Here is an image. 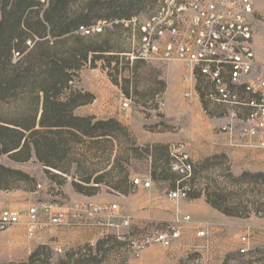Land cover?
Returning <instances> with one entry per match:
<instances>
[{
    "label": "rangeland",
    "instance_id": "1",
    "mask_svg": "<svg viewBox=\"0 0 264 264\" xmlns=\"http://www.w3.org/2000/svg\"><path fill=\"white\" fill-rule=\"evenodd\" d=\"M108 1L69 0L67 14L75 18L90 7L100 9ZM159 2L133 0L131 21H138L128 26L125 23L113 26L110 22L101 32L85 34L80 28L74 33L75 36H86L84 45L91 50L107 45L118 52L115 56L105 54L94 60V54L90 53L89 61L75 77L74 87L90 93L93 99L76 113L94 116L97 120L115 118L127 132L119 133L111 149L118 160L111 166L93 168H107V173L104 174L105 184L92 197L77 193L72 178L65 180L58 173H47L35 157L22 163L7 155L0 156L1 166L17 172L0 170V179L4 180L0 186L13 187L10 191L0 190V213L4 209L22 213L20 224L5 230L0 228V264L27 262L29 258L7 260L21 256V245L35 243L34 240L43 233L50 236V241L38 245L32 253L41 246L46 247L41 254L51 264L71 259L83 264H138L139 257L133 252V244L173 226L180 227L182 236L171 248L154 244L145 250L156 249L155 254L167 255L171 264H264V156L220 149L204 151L198 144L204 123L218 129L230 108L210 101L207 97L209 88H199L196 80L189 77L191 70L183 64L132 60L129 55L139 46V22L146 19ZM45 9L46 6L35 8L40 14ZM256 11L255 38L261 45L259 59L264 64V0H256ZM100 20L103 21L99 19L90 28L97 26ZM80 46L77 41L67 44L77 54ZM18 59L15 56V62ZM186 92L189 97L185 96ZM125 99L131 101L129 108H123ZM161 101L165 104L163 107L159 105ZM194 139L198 140L196 148ZM86 140L81 137L74 150L79 155H72L70 159H81V154H90V151L98 155L109 152L112 145L106 139L97 145ZM181 142L191 143L186 150L195 165L192 182L196 188L195 196L205 190L206 196H213L223 208L235 213L229 216L234 219L227 225L233 232H226L224 236L228 242L212 245L206 242L208 234L206 238L198 237L196 219L180 211L182 203L189 201L168 198V192L179 179L170 170L169 148ZM242 156H245V163ZM112 166L116 170H112ZM136 177L151 180L152 185L156 181L152 195L133 188L132 179ZM138 200L147 207L135 212V201ZM86 202L117 204L118 215L129 217L130 226L120 229L98 226L80 211ZM34 205L47 206L53 212L60 209L67 217L61 225L48 227L34 240H29L26 235L27 211ZM188 215L191 221L177 223V218Z\"/></svg>",
    "mask_w": 264,
    "mask_h": 264
},
{
    "label": "trees",
    "instance_id": "2",
    "mask_svg": "<svg viewBox=\"0 0 264 264\" xmlns=\"http://www.w3.org/2000/svg\"><path fill=\"white\" fill-rule=\"evenodd\" d=\"M68 1L49 0L43 14L35 8L44 5L34 0L0 1V156L7 155L22 163L35 157L47 173H58L65 180L72 178L77 193L92 197L105 184L107 173V168H93L111 166L118 160L111 149L119 133L127 132V128L115 118L97 120L94 116L76 113L93 99L90 93L74 87L75 77L89 61L90 53L94 54V60L105 54L115 56L118 52L107 45L91 50L84 45L86 36L74 33L80 28H90L99 19L112 22L113 26L131 21L134 3L133 0H109L100 9L90 7L72 18L67 14ZM71 41L80 43L78 54L67 47ZM15 56L19 58L17 62ZM81 137L93 145L103 139L112 145L109 152L98 155L90 151V154H81V159H70L77 154L75 145L80 144ZM0 170L17 173L1 165ZM12 189L9 185L0 186L3 191ZM207 200L224 214H235L209 194ZM44 249L47 248H37L27 262L20 264H51L42 257ZM57 264L83 262L71 259Z\"/></svg>",
    "mask_w": 264,
    "mask_h": 264
},
{
    "label": "built area",
    "instance_id": "3",
    "mask_svg": "<svg viewBox=\"0 0 264 264\" xmlns=\"http://www.w3.org/2000/svg\"><path fill=\"white\" fill-rule=\"evenodd\" d=\"M35 1L44 6L49 3V0ZM256 16V0H160L155 10L139 22V46L129 54L132 60L177 62L189 68V77L196 80L199 88H209L210 101L230 108L220 131L227 134L235 148L264 149V67L259 71L254 48ZM137 21L123 23L128 26ZM107 25L109 23L100 21L97 26L81 28V31L85 34L101 32ZM185 96L190 94L186 92ZM130 102L125 99L123 108H129ZM159 105L165 104L161 101ZM169 149L170 170L179 179L168 192V198L190 201L196 190L192 183L195 165L185 144L172 145ZM132 186L150 188L152 182L136 177L132 179ZM80 211L102 228L130 226L129 217L118 215L117 204L86 202ZM66 217V212L60 209L53 212L47 206H32L27 211V238L34 240L48 227L61 225ZM21 219L20 211L4 209L0 213V228L16 226ZM182 220L191 221V216L177 218V223ZM181 236L179 226L169 227L134 243L133 252L139 257L154 244L168 249ZM197 236L206 238L207 230H200ZM56 251L62 253L60 248Z\"/></svg>",
    "mask_w": 264,
    "mask_h": 264
},
{
    "label": "crops",
    "instance_id": "4",
    "mask_svg": "<svg viewBox=\"0 0 264 264\" xmlns=\"http://www.w3.org/2000/svg\"><path fill=\"white\" fill-rule=\"evenodd\" d=\"M254 48L257 57L258 69L259 71L264 67L262 61L259 59V54L261 53V45L259 40L254 38ZM227 119H223L219 128L216 129L212 125L208 123H204L203 129L201 130L202 134L199 136L200 140L198 142L199 146L207 150H225L233 153H242L243 155L248 154L249 152L259 153L261 156H264V149H259L257 147H244V148H235L231 146L229 142V138L227 134H224L220 131V127L225 124ZM198 140H192L194 148H196V143ZM186 145H191L189 142H181ZM245 156H242V160L245 163ZM156 181L153 182V185L150 188H134L138 189V192L148 191L149 195H152L154 192V186ZM140 200L135 201V212H139V209H146L147 205L142 204ZM151 207V206H150ZM152 208V207H151ZM180 210L182 213L190 214L194 219H196V227L200 230H207L208 241L212 245L218 244L219 242H228L226 239L225 233H230V227L227 226L229 224V220L233 217H229L224 214L222 211L214 208L207 200V196L205 194V190H203L197 196L191 198L188 203H182ZM135 215V213H134ZM145 215V214H144ZM234 219V218H233ZM233 231H231L232 233ZM33 244H25L21 245V256H17L15 259L7 260V261H15V260H26L31 255L32 251L38 245H45L50 241V236L47 233L40 234L35 240ZM156 249H147L141 253L138 259V264H171V258L167 257V255H159L157 256L155 253Z\"/></svg>",
    "mask_w": 264,
    "mask_h": 264
}]
</instances>
